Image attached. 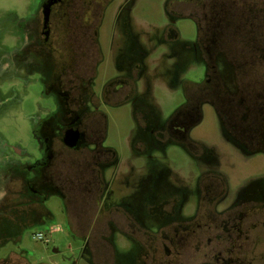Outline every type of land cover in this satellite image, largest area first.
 Masks as SVG:
<instances>
[{
  "label": "rangeland",
  "instance_id": "obj_1",
  "mask_svg": "<svg viewBox=\"0 0 264 264\" xmlns=\"http://www.w3.org/2000/svg\"><path fill=\"white\" fill-rule=\"evenodd\" d=\"M207 1L130 2L134 28L149 51L137 95L150 105L159 125H164L185 102V85L205 78L202 59L193 49L198 24L189 13L199 16ZM228 1L239 15L249 17L253 23L256 51H252L251 67L236 77L229 68L220 66L225 84L234 88L232 85H248L250 81L248 87L255 94H264V0ZM77 2L81 5L82 0ZM40 3L0 0V264H264V208L245 213L240 220H228L237 211L228 209L238 198L253 190L257 196H264V152L244 151L229 141L215 109L206 102L201 104V120L189 129L188 137L208 151L211 162L195 158L180 143L153 144L140 127V116L130 102L105 107V144L116 154L106 172L110 193L105 203L108 207L118 206L109 215L107 211L103 215L69 213L73 220L84 218L89 225L95 223L93 230H82L79 225L69 228L64 201L59 196L48 194L42 204L38 196H31L25 181L33 173L23 171L22 165L40 157L32 125L53 108L51 97L42 95L34 81L36 73L21 61L24 51L40 47L36 44L42 22ZM173 7L178 15L174 18L168 13ZM71 9L64 15L62 30L68 33L63 44L68 47L73 45L72 19L83 13L82 7ZM110 11L109 7L106 15ZM165 31L175 37L161 43ZM239 32L240 37L247 35V27ZM239 42L241 47L247 46L243 39ZM99 43L107 46L104 33ZM218 63L222 65V60ZM114 72L112 68L111 74ZM209 168L225 178L226 193L215 209L226 212L215 213L212 220L208 219L206 230L192 233L194 239L189 243L161 246L158 241L152 243V236L144 230H119L109 224L121 227V203L131 204L151 229H157L167 218L161 216L168 215L171 202L178 216H193L199 199V176ZM165 199L170 205H155L158 209H154L158 214L163 212L161 218L148 211V201L162 204L167 203ZM38 217H44L45 226L29 224ZM54 225L60 230L48 232V227ZM38 231L46 238H33ZM138 239L144 243L142 249Z\"/></svg>",
  "mask_w": 264,
  "mask_h": 264
},
{
  "label": "flooded vegetation",
  "instance_id": "obj_2",
  "mask_svg": "<svg viewBox=\"0 0 264 264\" xmlns=\"http://www.w3.org/2000/svg\"><path fill=\"white\" fill-rule=\"evenodd\" d=\"M45 1L41 0V10ZM131 1L82 0L79 5L77 0H58L51 6L46 28L42 14L40 35L36 37L40 47L33 46L29 53L24 51L22 55L25 68L36 73L34 81L41 87L42 95L50 96L53 101V108L37 117L32 125L40 157L22 165L23 171L33 173L25 182L31 196H38L41 204L48 194H55L64 201L69 228L79 225L82 230H93L95 227V223L89 225V220L84 218L71 219L69 213L103 215L118 206L108 207L105 203L110 193L106 172L116 158L114 150L105 144V107H111L113 103L128 101L134 106L140 116L139 125L153 144L180 143L195 158L211 162L208 151L188 137L189 129L201 120V104L206 102L215 109L229 141L244 151L264 152V94H255L248 87L250 81L248 85L230 88L222 75L224 69H220V66L227 67L236 77L251 67L256 42L251 34L254 27L248 21L249 17L239 15L228 0H208L202 14L189 13L199 25L193 49L202 59L205 78L185 85V102L164 125H159L150 105L137 95L149 51L134 28L133 17L129 14ZM74 7H82L83 13L72 19L75 29L70 38L73 45L68 47L63 45L68 34L62 31L66 21L64 15ZM109 7L111 11L106 15ZM168 13L173 18L178 16L175 7ZM245 27L248 33L240 37L239 31ZM101 33L107 42L105 47L99 43ZM174 37L166 32L161 43H168ZM241 39L247 46L239 45ZM220 59L222 65L218 63ZM236 81L239 80L236 78ZM73 134L77 135V141L69 146L65 140ZM225 193L224 176L209 168L199 176V199L193 216H178L168 199L162 204L148 201L147 208L152 215L167 217L157 229H151L142 222L131 204L121 203V227L112 222L109 224L119 230H144L152 236V243L158 241L161 246L168 243L176 247L194 239L192 233L206 230L208 219L212 220L215 213L226 212L215 209ZM163 204L170 205L165 217L160 215L162 211L158 214L154 210ZM261 207L264 208V196H257L253 190L238 198L228 209H237L228 220H240L245 213L252 214ZM43 218L29 224L45 226ZM159 236L163 240L157 239ZM139 243L142 249L144 243L140 240Z\"/></svg>",
  "mask_w": 264,
  "mask_h": 264
},
{
  "label": "water",
  "instance_id": "obj_3",
  "mask_svg": "<svg viewBox=\"0 0 264 264\" xmlns=\"http://www.w3.org/2000/svg\"><path fill=\"white\" fill-rule=\"evenodd\" d=\"M58 0H46L43 5H42V14H43V24L44 27L46 28L48 25L49 21V16H50V11H51V6L56 3ZM46 35L48 34V30L45 29L44 32ZM77 141V135L73 134L69 140H65L66 144L69 146L75 145Z\"/></svg>",
  "mask_w": 264,
  "mask_h": 264
},
{
  "label": "built area",
  "instance_id": "obj_4",
  "mask_svg": "<svg viewBox=\"0 0 264 264\" xmlns=\"http://www.w3.org/2000/svg\"><path fill=\"white\" fill-rule=\"evenodd\" d=\"M58 230H60L59 226L54 225V226L48 227L47 231L48 232H53V231H58ZM45 236H46V234L44 232L38 231L37 233H34L33 238L45 239L46 238ZM45 241H48V239H46Z\"/></svg>",
  "mask_w": 264,
  "mask_h": 264
},
{
  "label": "trees",
  "instance_id": "obj_5",
  "mask_svg": "<svg viewBox=\"0 0 264 264\" xmlns=\"http://www.w3.org/2000/svg\"><path fill=\"white\" fill-rule=\"evenodd\" d=\"M199 26V25H198Z\"/></svg>",
  "mask_w": 264,
  "mask_h": 264
}]
</instances>
